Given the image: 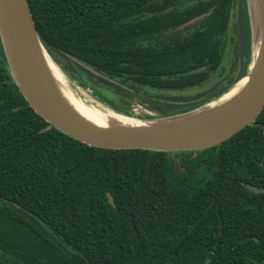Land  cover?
Returning a JSON list of instances; mask_svg holds the SVG:
<instances>
[{"label":"trees","instance_id":"1","mask_svg":"<svg viewBox=\"0 0 264 264\" xmlns=\"http://www.w3.org/2000/svg\"><path fill=\"white\" fill-rule=\"evenodd\" d=\"M236 1L29 0L56 61L63 54L150 99L201 86L221 67ZM239 14L241 50L224 85L154 109L186 112L246 75V0ZM247 184L264 188V110L196 153L92 147L35 113L0 44V264H264V194Z\"/></svg>","mask_w":264,"mask_h":264},{"label":"water","instance_id":"2","mask_svg":"<svg viewBox=\"0 0 264 264\" xmlns=\"http://www.w3.org/2000/svg\"><path fill=\"white\" fill-rule=\"evenodd\" d=\"M246 1L251 31V61L246 75L205 104L148 122L138 119V124L113 121L106 127L99 126L72 105L52 64L65 71L40 39L29 0H0V44L12 78L27 103L64 134L103 149L196 153L255 125L264 110V0ZM243 80L246 83L239 91L224 99ZM246 187L264 194V188L252 184ZM108 198L113 204L110 193Z\"/></svg>","mask_w":264,"mask_h":264},{"label":"rangeland","instance_id":"3","mask_svg":"<svg viewBox=\"0 0 264 264\" xmlns=\"http://www.w3.org/2000/svg\"><path fill=\"white\" fill-rule=\"evenodd\" d=\"M239 11L240 0H237L232 14V22L228 38L229 46L221 67L216 72L212 73L210 79L203 85L183 91L181 93L152 91L151 96L153 99H150L143 95L134 94L133 92L122 91L112 87V85L110 86L102 82L97 78L98 74L96 72L75 61L74 59L68 58L60 53H56L55 55L59 65L64 69L65 74L69 79L71 88L79 95V97L85 99L87 103L104 107L109 106L105 101L100 100V98L94 94V88L101 94L105 95L107 100L113 101L115 108L109 106L113 110L123 114L124 116H129L148 122L153 118L170 114V111L164 113L158 110L156 111V109L153 108H165V105L162 104L163 101H157L158 99L160 100L163 97L181 95L190 97L196 93L211 89L217 83H222V85H224V79L227 75H229V68L235 59L236 51L240 52L241 50L240 43L242 30L241 25L239 24ZM225 70L227 71L224 72ZM237 73L238 70H236L234 75ZM109 101L108 103H110Z\"/></svg>","mask_w":264,"mask_h":264},{"label":"bare ground","instance_id":"4","mask_svg":"<svg viewBox=\"0 0 264 264\" xmlns=\"http://www.w3.org/2000/svg\"><path fill=\"white\" fill-rule=\"evenodd\" d=\"M55 76L64 89L65 95L68 97L72 105L86 118L94 122L99 126H108L113 121H118L124 124H138L140 121L133 117H126L118 115L108 108L100 105H93L86 102L85 99H81L78 94L71 88L69 79L60 71L58 67L52 64ZM246 83V80L241 81L224 99L235 94ZM80 91V89H79ZM114 91V90H113ZM148 111V110H147ZM157 111V110H156ZM158 113V112H157ZM170 113V112H169ZM172 113V112H171ZM161 114V113H160Z\"/></svg>","mask_w":264,"mask_h":264}]
</instances>
